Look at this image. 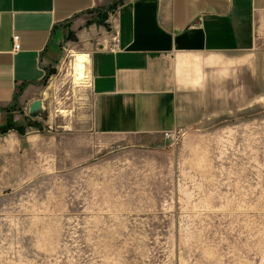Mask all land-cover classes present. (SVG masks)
<instances>
[{"label": "rangeland", "instance_id": "rangeland-1", "mask_svg": "<svg viewBox=\"0 0 264 264\" xmlns=\"http://www.w3.org/2000/svg\"><path fill=\"white\" fill-rule=\"evenodd\" d=\"M52 47L42 109L7 127L20 136L0 165V264H264V95L251 81L239 95L234 80L182 87L161 144L98 147L77 133L91 91L75 43Z\"/></svg>", "mask_w": 264, "mask_h": 264}, {"label": "crops", "instance_id": "crops-1", "mask_svg": "<svg viewBox=\"0 0 264 264\" xmlns=\"http://www.w3.org/2000/svg\"><path fill=\"white\" fill-rule=\"evenodd\" d=\"M112 4L0 0V165L20 136L3 130L35 101L43 105L41 86L56 59L52 42L65 36L76 46L78 81L90 79L77 133L98 147L164 142L180 126L182 87L199 92L234 80L239 95L248 78L251 93L264 95V0H124L107 25H86L88 16Z\"/></svg>", "mask_w": 264, "mask_h": 264}, {"label": "trees", "instance_id": "trees-1", "mask_svg": "<svg viewBox=\"0 0 264 264\" xmlns=\"http://www.w3.org/2000/svg\"><path fill=\"white\" fill-rule=\"evenodd\" d=\"M120 1H124V0H120ZM117 6H118V4H115V5H112V6H109V8L107 9V10H105V12L104 11H102V12H100V14H102V19H103V21H106L107 19H108V14H109V12H111V11H113L114 9H116L117 8ZM103 21L101 20L100 22H102L103 23ZM12 129V128H11ZM9 129L7 128H5V130H3V131H8ZM0 133H4V132H1L0 131Z\"/></svg>", "mask_w": 264, "mask_h": 264}, {"label": "water", "instance_id": "water-1", "mask_svg": "<svg viewBox=\"0 0 264 264\" xmlns=\"http://www.w3.org/2000/svg\"><path fill=\"white\" fill-rule=\"evenodd\" d=\"M42 109V102L40 100L35 101L31 106H30V113L34 114Z\"/></svg>", "mask_w": 264, "mask_h": 264}, {"label": "built area", "instance_id": "built-area-1", "mask_svg": "<svg viewBox=\"0 0 264 264\" xmlns=\"http://www.w3.org/2000/svg\"><path fill=\"white\" fill-rule=\"evenodd\" d=\"M118 44H119V40L118 39H116L115 40V46H117L118 47ZM20 48V45L19 44H17V43H15V50H17V49H19Z\"/></svg>", "mask_w": 264, "mask_h": 264}, {"label": "bare ground", "instance_id": "bare-ground-1", "mask_svg": "<svg viewBox=\"0 0 264 264\" xmlns=\"http://www.w3.org/2000/svg\"><path fill=\"white\" fill-rule=\"evenodd\" d=\"M77 72H78V69H75V71H74V75H75L76 80L78 81V79H77V77H76Z\"/></svg>", "mask_w": 264, "mask_h": 264}]
</instances>
